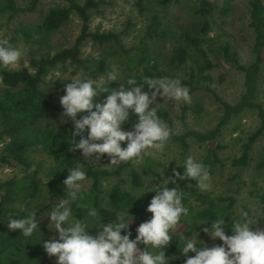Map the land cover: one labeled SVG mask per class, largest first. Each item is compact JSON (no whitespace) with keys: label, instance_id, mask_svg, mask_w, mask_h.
I'll use <instances>...</instances> for the list:
<instances>
[{"label":"trees","instance_id":"trees-1","mask_svg":"<svg viewBox=\"0 0 264 264\" xmlns=\"http://www.w3.org/2000/svg\"><path fill=\"white\" fill-rule=\"evenodd\" d=\"M24 5L18 6L15 0H0V14H7V20L11 21L20 14H36L40 4L44 0H23ZM176 0H160V4L168 6ZM192 14L199 20L194 28L181 27L178 36L182 41L181 46L173 49L170 57L169 74L158 67V59L153 55L152 45L164 41L168 36L167 26L158 15H154L149 23L145 40L137 47L138 59L130 58V50L122 48L125 59L122 76L111 83L104 84L108 88L107 93L99 94L94 102H102L112 89L118 90L121 84L127 86V80L133 78L137 83H143L144 78L158 79L163 77L175 78L173 71L187 64L195 55L193 66L186 74L187 80H180L181 84L188 87L190 91L208 89L206 85L211 82L210 73L219 67L223 61L243 74V92L239 101L231 105L216 98L222 107V118L217 126L206 133L187 131L183 135H171L167 143L177 144L185 154L188 149V141L197 143H209L216 141L222 133L223 128L232 117L244 112H255L259 120V128L242 145L241 154L231 162L233 167H246L250 160V152L253 145L264 134V107L257 103L258 84L262 67L264 65V3L262 0H246L248 9V26L253 33V44L251 47L252 62L242 65L237 54L229 44L210 46L213 41L210 37L211 23L209 17L214 11V5L208 0H195L189 2ZM100 2L85 0L80 4L77 0H61V5H56L47 10L38 23L22 24L16 31L19 39L27 46L49 44L51 38L71 17H76L80 23V34L72 46L59 50L53 55L46 54L29 61V67L18 70H9L0 67V164H11L22 166L25 171L30 168V154L45 155L51 160L43 178L37 170L27 172L20 179H12L0 183V264H56L55 257H49L43 248V243L48 241L47 234L50 230L43 221L38 218L41 213L40 207L36 205L39 198H48L51 205L58 202L67 194L63 185L69 170L76 166H82L87 173L84 182L90 181L89 188L81 193V199L72 204L74 215L84 219L89 208H95L104 222L115 220L120 212L129 209V219L132 238H135V229L140 223L150 219L151 213L147 212L154 192L143 194L122 190L113 187L107 196L106 204L99 198L100 181L112 176H118L120 170L113 172L97 169L93 163L82 157L81 151H70L72 121L61 122L63 108L52 101V96L43 88L44 78L49 71L58 65L70 63L84 72L91 71V61L82 58L81 49L84 44L91 41L99 46L119 44L120 36L114 32H92L90 30V12L98 9ZM224 9H227L225 7ZM147 41L149 43H147ZM211 56L214 60L209 58ZM92 75H106L109 72L105 60H98L93 64ZM85 75L84 78H88ZM147 91V86L144 88ZM209 91V90H207ZM86 114V113H84ZM158 116L170 124L166 111L158 110ZM54 119L56 124L44 130L38 128L40 122L45 119ZM80 118L79 116L77 117ZM137 117L130 114V119L123 125L124 130H131ZM77 141L79 137L76 138ZM209 155L202 162L209 172L213 171L214 165L218 163L215 148L209 150ZM104 157H107L106 155ZM152 161L145 157L143 166L144 173L151 172ZM258 168H264V149L258 164ZM183 168L179 169L183 173ZM167 176L173 174L165 173ZM132 181L139 186L140 177L135 171H131ZM82 182V183H84ZM179 184H169L168 187H180L183 191V203L189 209V217L184 218L177 225V230L172 231V240L165 249V255L169 264H184L186 257L182 254L180 246L183 234L185 236L196 235L207 243L208 235L202 232V228L220 217H225L226 223L234 205L232 198L213 199L208 194H201L196 188V181H178ZM191 185V187H188ZM264 202V200H263ZM23 204L22 210H16L17 204ZM32 212L36 213V221L39 223L40 232L37 231L33 237L25 238L19 230L11 231L7 227V220L12 218H24ZM262 222L264 223V206L262 207ZM49 223V220H48ZM229 228L226 229L228 233ZM95 232V229L92 230ZM197 232V233H196ZM123 234V233H122ZM143 249L144 245H139ZM194 256V253H189ZM175 258V259H174Z\"/></svg>","mask_w":264,"mask_h":264},{"label":"rangeland","instance_id":"rangeland-1","mask_svg":"<svg viewBox=\"0 0 264 264\" xmlns=\"http://www.w3.org/2000/svg\"><path fill=\"white\" fill-rule=\"evenodd\" d=\"M15 1L18 6L24 5L23 0ZM77 1L82 4L85 0ZM95 1L100 2V7L90 12V30L92 32H114L120 36V43L99 46L91 41L86 42L81 49V54L84 60L91 61V71L89 72H84L68 62L51 69L44 78L42 88L51 94L52 101L56 105H61L60 98L65 94V83L70 82L72 78L77 76L84 78L85 75H88L95 79L106 76L92 75L95 70L93 64L98 60H105L109 72L115 71L119 79L122 76L125 61L121 49L130 50V58L133 60L138 59L137 47L142 40H145L144 37L149 28V23L154 15H158L167 26L168 36L164 41L152 45L153 55L158 59L159 69L169 74L172 69L169 64L172 51L183 44L178 32L181 27L194 28L199 22L193 16L189 4V2L195 0H176L168 6L161 5L160 0ZM208 1L214 5V11L208 19L211 23L210 37L213 40L210 46L229 44L237 54L240 63L245 66L249 65L252 62L253 33L248 26L246 0ZM262 1L264 3V0ZM56 5H61V0H44L36 14H20L11 21L7 20V14H0V40H7L11 46L16 48L27 49L18 65L7 69L18 70L29 67L30 59H37L46 54L53 55L57 51L73 45L80 34L81 27V23L76 17H71L53 35L49 44L29 47L16 34L22 24L38 23L47 10ZM225 7L227 9H224ZM147 43L149 42L147 41ZM192 57V60L188 61L186 65L173 71L175 78L187 80L186 74L193 66L196 56L192 55ZM209 58L214 62L211 56ZM210 75L211 82L206 85L208 89L189 90L191 103L167 99L163 101L162 98L158 97V102L153 107H158V110L167 112L170 119V124L167 125L172 130V135L180 136L187 131L206 133L213 130L220 122L223 114L222 107L216 98L231 105H235L239 101L243 92V74L237 72L229 64L220 61L219 67L214 69ZM106 83L109 82L105 81L104 84ZM256 101L264 107V65L259 78ZM55 124L54 119L48 118L40 122L38 128L44 130ZM258 128L259 120L256 113L244 111L231 118L216 141L197 143L189 140L185 154L182 153L179 145L167 143L162 152L150 150L152 154L144 156L138 163L129 161L111 165L109 159L103 157L100 161L92 162L93 165L97 169L110 172L119 169L120 174L100 181L99 198L103 201V204H106L108 193L115 186L138 195H141L143 191L154 190L159 186V183H162V179L166 178L165 173L173 174V169H181L187 157L192 156L203 162L206 156L210 154L209 150L215 148L218 163L214 165L213 171L210 172L212 190L209 192L199 190L200 193L208 194L213 199L232 198L234 200L231 214L228 217V224L231 225L233 220L239 219L240 214L246 211L257 223L254 228H264L262 222L264 168H258L264 149V134L253 145L250 160L246 167H233L231 165V162L240 156L242 145ZM1 151L2 144L0 143V153ZM145 157L150 158L152 161L149 174L144 173L143 162ZM29 162L30 168L27 171L22 166L14 163L0 164V183L20 179L27 172L33 170H37L39 176L43 178L48 166L52 163L49 158L41 154H30ZM177 166L181 167L177 168ZM206 169L208 170V168ZM131 171H135L140 177L139 186L134 185ZM89 186L90 181L84 182L82 191L85 192ZM36 205L40 207L41 211L38 218L43 221L42 224L48 226V218L45 213L51 206L49 199L39 198ZM23 207V204L19 203L15 209L22 210ZM227 234L231 235L228 232ZM54 235L57 234L50 231L47 237L50 240ZM207 243L213 246L222 242L219 240L214 241L208 236Z\"/></svg>","mask_w":264,"mask_h":264},{"label":"clouds","instance_id":"clouds-1","mask_svg":"<svg viewBox=\"0 0 264 264\" xmlns=\"http://www.w3.org/2000/svg\"><path fill=\"white\" fill-rule=\"evenodd\" d=\"M26 52L27 49L0 40V67H15ZM105 81H119L117 73L108 72L105 77L95 79L77 76L65 83L60 104L62 117L66 119L61 122L70 120L73 124L69 150H80L82 157L90 163L100 161L106 155L111 165L129 161L138 163L144 156L152 154L150 150L162 152L173 133L158 116V107L153 105L158 102V97L163 101L191 103L189 89L182 86L179 79L146 77L143 83H137L129 78L127 86L121 84L102 102H94L99 94L109 92L104 87ZM130 114L137 119L131 130H124L123 125L129 121ZM182 168L183 173L173 169V175L163 178L157 188L143 191L139 196L146 192L155 193L146 209L152 215L135 229L134 239L129 209L108 222L100 219L95 208H89L84 219L74 215L72 204L82 198V182L87 173L82 166L71 168L63 181L66 196L52 204L45 213L49 230L57 234L43 243L45 252L56 258V264H169L173 258L166 257L165 249L173 238L171 233L190 213L182 202L180 187L168 185L191 180L196 181V187L202 192L212 190L210 172L202 162L189 156ZM36 213L24 218L9 217L8 229L19 230L25 238L33 237L40 232ZM200 225H207L202 232L222 243L209 247L198 238L199 233L183 234L180 249L186 257L184 264H264V228H254L257 223L248 212H242L239 219L232 221L231 235L226 232L229 224L225 217L212 221L210 225ZM141 244L145 246L143 249L139 247ZM189 253L195 255L189 256Z\"/></svg>","mask_w":264,"mask_h":264}]
</instances>
